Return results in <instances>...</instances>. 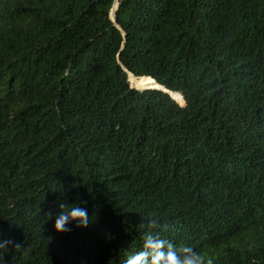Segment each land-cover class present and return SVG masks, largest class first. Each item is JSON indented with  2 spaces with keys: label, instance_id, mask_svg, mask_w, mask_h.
<instances>
[{
  "label": "trees",
  "instance_id": "trees-1",
  "mask_svg": "<svg viewBox=\"0 0 264 264\" xmlns=\"http://www.w3.org/2000/svg\"><path fill=\"white\" fill-rule=\"evenodd\" d=\"M145 231L264 264V0H0V264H125Z\"/></svg>",
  "mask_w": 264,
  "mask_h": 264
},
{
  "label": "clouds",
  "instance_id": "clouds-1",
  "mask_svg": "<svg viewBox=\"0 0 264 264\" xmlns=\"http://www.w3.org/2000/svg\"><path fill=\"white\" fill-rule=\"evenodd\" d=\"M57 207L53 229L58 233L70 231L68 227L70 224L77 228H85L91 220L87 209L78 202L59 201ZM48 214L49 219H52L53 214L51 212ZM8 244H11V241L0 240V255L7 251ZM125 264H213V262L191 246L177 248L159 233L145 231L139 250L127 257Z\"/></svg>",
  "mask_w": 264,
  "mask_h": 264
},
{
  "label": "rangeland",
  "instance_id": "rangeland-1",
  "mask_svg": "<svg viewBox=\"0 0 264 264\" xmlns=\"http://www.w3.org/2000/svg\"><path fill=\"white\" fill-rule=\"evenodd\" d=\"M130 80H131V82H132L133 84H136V85H139L140 82H142V81L137 80V79H134V78H132V77H130Z\"/></svg>",
  "mask_w": 264,
  "mask_h": 264
}]
</instances>
